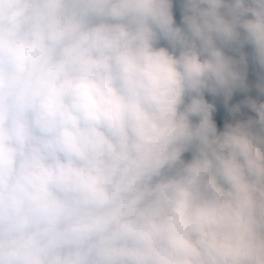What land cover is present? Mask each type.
Returning <instances> with one entry per match:
<instances>
[{
    "label": "clouds",
    "instance_id": "clouds-1",
    "mask_svg": "<svg viewBox=\"0 0 264 264\" xmlns=\"http://www.w3.org/2000/svg\"><path fill=\"white\" fill-rule=\"evenodd\" d=\"M179 2L0 0V264H264V0Z\"/></svg>",
    "mask_w": 264,
    "mask_h": 264
},
{
    "label": "trees",
    "instance_id": "trees-1",
    "mask_svg": "<svg viewBox=\"0 0 264 264\" xmlns=\"http://www.w3.org/2000/svg\"><path fill=\"white\" fill-rule=\"evenodd\" d=\"M173 3L175 5V12H174V20L175 23H178L181 21V4L179 0H173ZM164 47H167L166 43L162 42ZM244 51L246 53H250L251 49L249 46H245ZM229 54H233L229 52ZM247 76H246V84L248 85L247 91L244 90H236L234 91L233 95L225 100L224 96L216 95L213 96L211 94L205 93V99L209 103H212L215 107V111L213 113V119L217 123V116L220 112V110L226 108L227 113L225 114L224 119L217 123L218 129H222L225 122H232L233 116L229 112V108H231L233 105L240 104L241 105V112L237 114L235 118L239 119H246L248 116L255 117V113L251 111V109L247 108L242 102L246 100L247 98L255 99L257 102L264 101V96L260 95L258 92L256 85L257 83L261 82V77H264V72H261L259 67L251 60V57L248 58V65H247Z\"/></svg>",
    "mask_w": 264,
    "mask_h": 264
},
{
    "label": "rangeland",
    "instance_id": "rangeland-1",
    "mask_svg": "<svg viewBox=\"0 0 264 264\" xmlns=\"http://www.w3.org/2000/svg\"><path fill=\"white\" fill-rule=\"evenodd\" d=\"M174 12H175V5H174V3H173V15H174ZM176 25L180 26V25H181V21L178 22V23H176ZM162 42H163V41H161L160 46H163ZM205 100H206V99H205ZM222 113H224V112L221 111V112L218 114V116H217V123H220V122L224 119L225 114H222ZM193 119H194V122H195V119H196V118H193Z\"/></svg>",
    "mask_w": 264,
    "mask_h": 264
}]
</instances>
